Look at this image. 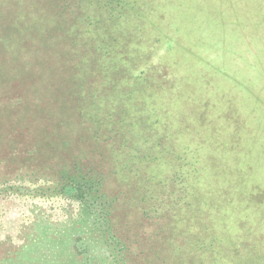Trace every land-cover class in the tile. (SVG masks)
<instances>
[{
	"label": "trees",
	"instance_id": "obj_1",
	"mask_svg": "<svg viewBox=\"0 0 264 264\" xmlns=\"http://www.w3.org/2000/svg\"><path fill=\"white\" fill-rule=\"evenodd\" d=\"M150 1L161 5L176 3V0H0V122L17 117L23 127L42 126V134L50 141L42 140L50 152L69 155L71 148V153H75L68 179L78 189L76 197L84 205L83 215L80 223L71 226V242L56 246L60 251L50 264H264V232L256 237L250 231L252 226L259 228L264 224V181L243 176L244 158L248 163V154L257 147L256 140L247 133L251 128L248 122L238 138L237 148L225 149L228 145H221L217 133L224 128L220 121L215 124L216 130L207 134L216 137L211 139L216 140L214 144H197L203 150L195 148L191 152L195 157L189 148L179 154V165L172 179L177 187L171 191L164 183L166 173L160 168L163 157H154L159 152L167 153V149L147 143L159 137L151 133L138 137L136 133L139 128H148L143 124L150 122V118L140 116L139 121V116L135 118L120 106L123 102L120 98L105 106V112L94 99L93 87L100 86V80H111L118 67L130 64L128 58L115 55L116 49L124 46L121 55L129 54L128 48L139 40L147 43L154 53L160 49L161 54H171L170 66L179 67L173 63V57H188L186 68L173 69L176 73L173 75L178 80L182 74L179 89L202 94L200 99L187 97L186 104L194 113L203 104L214 101L211 92L218 88L210 79H222L227 74L223 69L212 68L211 62H202L213 60L212 45L203 43L201 35L191 39L186 30L178 27V13L170 23L171 17L161 7L159 10L148 7ZM239 1L248 18L247 36H238L237 18L229 0L220 4L219 12H225L219 15V23L233 37L239 49L237 54L241 57L251 54L249 58L258 65L252 69L240 63L235 74H231L235 80H259L252 93L254 102L264 104V0ZM218 2L204 0L213 6ZM206 17L208 27L213 29L216 17ZM168 41L170 44L164 49ZM189 42L192 43L187 49ZM217 43L227 49L221 37ZM175 61L180 63L181 59ZM136 70L132 73L134 77L140 76ZM36 80H42L38 88L41 83L46 86L43 80H51L53 87L48 85L39 93ZM55 80H62L57 96L51 91ZM193 80H197L195 84ZM221 81L220 90L228 87L232 92V80ZM218 98L227 96L220 93ZM8 100L10 113L3 110ZM224 102L218 99L219 109H223L219 103ZM260 125H264V116ZM139 140L145 142L138 144ZM222 150L229 156L220 154ZM169 153L170 150L166 155ZM217 157L220 158L217 163L229 157L227 179L220 180L218 185L216 178H211L213 191L207 193L204 172L210 169L214 176L212 165ZM82 160L90 163L84 164ZM153 161L158 163L148 170ZM233 166H237L236 178ZM257 192L263 195L258 196L257 205L252 207L247 203L248 196ZM246 206L254 210L261 207L259 211L263 214L250 222L246 216L238 217L235 213ZM247 225L249 230H242V236L234 230Z\"/></svg>",
	"mask_w": 264,
	"mask_h": 264
},
{
	"label": "rangeland",
	"instance_id": "obj_2",
	"mask_svg": "<svg viewBox=\"0 0 264 264\" xmlns=\"http://www.w3.org/2000/svg\"><path fill=\"white\" fill-rule=\"evenodd\" d=\"M229 1L231 10L237 18V34L240 38L246 37L248 31L246 30L248 28V18L244 14L245 12L240 8L241 3L239 0ZM221 2L222 0H219L215 6L205 4L204 0H176V3L174 4L167 2L163 5L157 4V1L156 3L155 1H153V3L152 1L148 3V7L150 9L155 8L159 10L161 7L162 10L166 11L168 17H171L170 23L173 18L176 20V14L178 13L179 20H176V22L178 23V27L181 31L186 30L191 39H195L198 35H201L200 40H202L203 43L206 42L209 45H212L211 56L213 60H200L204 63L211 62L212 68L223 69L225 70L224 73L227 74L226 77L222 79L220 77L210 79L214 80L218 89H214L211 92L214 97V101H208L200 106L201 109H199V112L194 113L192 108L187 105L186 102L189 95L191 97L197 96L200 99L202 94L199 91H193L191 89L188 90V88V91L185 88L179 89L178 86L182 85V80L180 79L182 74H178H181L178 80L175 78V75H173L176 74L173 72V69L186 68L185 65L188 62L185 61H187L186 59H188V57H173V63H177L179 67L175 64L170 66L172 60L171 54L164 52L162 55L159 48H157L156 50H159H155L156 52L154 53V51H152L148 44L144 41L135 40L130 48H128V46L131 42L128 43V45L126 44V48L131 49L129 54L125 52L126 55H121L123 52L122 48L124 46L118 47L115 51V55L119 54V56H122L123 58L125 57L126 60L128 58L130 64L122 65L120 68L118 67L117 73L113 74L114 76L111 77V80H100V86L98 84V86L93 87V91H95L94 99L98 100L101 111L105 112V106L111 105V101L116 102L120 98L123 100L120 106L123 107L125 111L127 110L128 113L133 115L135 118L139 116V121L140 116L143 118H150V122H145L143 124V127L148 128L143 130L142 128H139L136 130V133L138 137L151 133L159 137V139L156 137L149 139L147 141L149 145L164 146L167 149V153L170 150V155L159 152L154 155V157L160 159L163 157L160 160V168L167 174H165L166 180L164 183H166L165 185L171 191L177 187L174 186L175 181L172 179L174 169H176L179 165L177 159L180 158H178V155L184 154L186 148H189L188 150L190 154L192 157H195V153H191L195 148L203 150L202 147L196 146L197 144H203L204 142L214 144L216 140L211 139H216V137H213V135L208 137L207 134L210 130H216L215 124L220 121L223 122L222 127L224 129H221L222 131L217 133V135L221 139V145H228L225 149H229L230 146L237 148V145H240L238 138L245 128L244 126L247 122V124L251 126V128H249L250 131L248 130L247 133L251 139L256 140L255 143L257 147L254 146L248 154V163L244 158L246 166L244 165L243 168V176L251 178L252 181H264V125H260L261 116H264V104L254 102L255 96L252 93L254 85L258 83L259 80H253L252 82H246V80H235L234 75L231 74H235V67L240 63H244L245 68L255 69L258 62L249 58L251 54H245L244 56L247 58H244V56L241 57L237 54L236 51H239V49L237 48L238 46L235 45L233 37L226 32V27H224L221 22L219 23V15H223L221 13L225 12H219ZM207 15L214 16L217 19H215L213 29L210 26L208 27L206 23ZM218 37L222 38L227 49L218 45ZM125 42L127 43V40H125ZM169 42L170 41L164 44V49L165 46L168 47L170 44ZM191 43L192 42L188 43L186 46L187 49L190 48L189 45ZM191 50H193L192 47ZM191 50L184 51L190 54ZM153 53L156 58L155 62L157 61L156 63L153 61ZM160 54L161 59H158ZM176 59H181V61H179L180 63L176 62ZM135 69H137L135 72H138L139 70L140 76H132ZM178 75H176V77ZM221 80H232V92L228 89L227 85V90H220V88L223 87ZM196 81L197 80H193L194 84ZM128 84L131 86L130 88L126 87ZM101 85L104 87H101ZM133 89L134 91L132 92ZM185 91L188 92V94H184L183 92ZM220 93H224L227 98H218ZM218 99H223L225 101L222 104L219 103L220 107L223 109L218 108ZM144 105L146 108H143ZM247 116L250 117L246 119ZM253 122L255 124L254 127L252 126ZM233 127L234 129H232ZM141 130L144 132H141ZM224 133H226V135H224ZM144 142V140H139L137 143L142 144ZM221 153L228 155L225 153V150H222L220 154ZM219 160L220 158L217 157L212 165L214 176L211 175L213 173L210 169H208L207 172H204V181L207 183L204 186V192L209 193L210 191H213L214 180L211 178L215 177L218 185L220 180L227 179L230 167L229 157L226 158V161L217 163ZM158 161H153L149 165L150 169L148 170H151V168H153ZM171 169L173 171H171ZM232 170L235 174V178L239 176L236 174L237 166H233ZM245 173L247 174L244 175ZM73 193L74 191L69 190L66 195L58 198L57 201H45L43 205L41 204L44 212L48 213V211H50L51 213L49 214L68 216L72 210L77 209V205L73 202ZM262 195V192H257L252 194V196H248V205L250 203L252 207H255L257 205V200L260 198L258 196ZM5 208H10L13 212L11 221L7 222L6 230L17 237L15 242L19 243L20 237L18 236L20 226L25 221V212L28 210L29 213H26V215L30 214L32 212L31 210L35 208V205L29 202L19 204L16 201L7 200ZM260 208L261 207H258L257 209L255 208V211L254 208L250 209V207L247 206L241 207V209L235 214L239 215L238 217L246 216L250 222L263 214L259 211ZM37 229L39 231L38 237H33L34 239L30 241H34L27 243L28 245H26L27 248L24 252L18 254L17 256L12 255L7 264H50L51 261L56 260L58 257L60 250L58 251L56 246L58 248L62 243H70L68 238L65 240L63 238H58L57 240L56 238L51 239L49 228ZM234 230L242 236V230L248 231L249 225ZM250 231L257 237L261 232H264V224H262L259 228L252 226Z\"/></svg>",
	"mask_w": 264,
	"mask_h": 264
},
{
	"label": "flooded vegetation",
	"instance_id": "obj_3",
	"mask_svg": "<svg viewBox=\"0 0 264 264\" xmlns=\"http://www.w3.org/2000/svg\"><path fill=\"white\" fill-rule=\"evenodd\" d=\"M40 81L42 80H36L39 93H43L48 85L53 87L51 80H43L47 83L46 86L41 83L38 88ZM53 84L54 91H51L57 96L62 80H55ZM9 104L8 100L3 109L6 113L11 111L7 108ZM5 120L0 122V264H7L12 255L17 256L24 252L27 243L33 242L34 240L30 241L33 237H38L37 228H49L51 239L68 238L71 242V226L80 223L84 210V205L76 197L78 189L69 184L68 176H71V161L75 154L71 153V148L69 155L62 151L52 153L42 140L45 138L47 142L50 141L47 135L42 134V126L23 127L17 122V117H8ZM72 138L75 139L76 136ZM82 163L90 162L85 163L82 160ZM69 190L74 191L72 198L77 205L76 210H72L68 216L44 212L41 204L50 200L57 201ZM7 200L35 205L30 214L26 215L28 210L25 212V221L20 226L18 236L19 243L15 242L17 237L6 230L7 222L13 217L11 209L5 208Z\"/></svg>",
	"mask_w": 264,
	"mask_h": 264
}]
</instances>
